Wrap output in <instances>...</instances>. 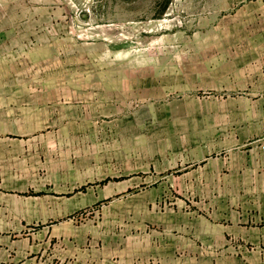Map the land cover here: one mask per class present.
<instances>
[{
    "label": "crops",
    "instance_id": "crops-1",
    "mask_svg": "<svg viewBox=\"0 0 264 264\" xmlns=\"http://www.w3.org/2000/svg\"><path fill=\"white\" fill-rule=\"evenodd\" d=\"M30 4L0 0V264H264V45L234 55L232 124L200 130L149 170L121 163L95 170L68 142L47 138L93 127L100 115L121 118V101L82 96L87 80L23 77L24 63L35 61L24 43L42 36L52 51L47 41L65 34L59 13L44 4L31 14ZM96 98L108 112L96 114ZM179 178L218 183L206 193L214 197L206 200L208 222L190 224L185 206L182 223L133 231L84 217L146 182L159 190Z\"/></svg>",
    "mask_w": 264,
    "mask_h": 264
},
{
    "label": "rangeland",
    "instance_id": "rangeland-1",
    "mask_svg": "<svg viewBox=\"0 0 264 264\" xmlns=\"http://www.w3.org/2000/svg\"><path fill=\"white\" fill-rule=\"evenodd\" d=\"M166 1L31 0V14L44 4L59 13L65 34L47 41L54 43L52 51L44 50L42 36L24 43L25 55L35 61L24 63L23 77L87 80L79 85L86 88L79 90L82 96L101 92L107 104L121 101L125 116L100 115L93 127L83 124L77 132L47 138L68 142L72 156L94 160L95 170L98 163L149 170L167 161L175 144L234 122V55L237 48L264 45V0H169L164 9ZM101 99L95 100L96 114L108 112ZM217 108L228 112L216 116ZM167 183L157 190L146 182L84 217L129 224L133 231L134 224L182 223L179 211L186 207L190 224L208 222L206 200L214 197L206 193L213 194L218 183Z\"/></svg>",
    "mask_w": 264,
    "mask_h": 264
},
{
    "label": "trees",
    "instance_id": "trees-1",
    "mask_svg": "<svg viewBox=\"0 0 264 264\" xmlns=\"http://www.w3.org/2000/svg\"><path fill=\"white\" fill-rule=\"evenodd\" d=\"M168 3H169V0L166 1L164 9L167 7Z\"/></svg>",
    "mask_w": 264,
    "mask_h": 264
}]
</instances>
